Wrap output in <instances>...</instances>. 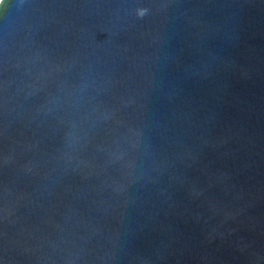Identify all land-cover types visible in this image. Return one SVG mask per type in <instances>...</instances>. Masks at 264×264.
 I'll return each instance as SVG.
<instances>
[{
	"label": "water",
	"instance_id": "water-1",
	"mask_svg": "<svg viewBox=\"0 0 264 264\" xmlns=\"http://www.w3.org/2000/svg\"><path fill=\"white\" fill-rule=\"evenodd\" d=\"M0 264H264V0H3Z\"/></svg>",
	"mask_w": 264,
	"mask_h": 264
},
{
	"label": "clouds",
	"instance_id": "clouds-1",
	"mask_svg": "<svg viewBox=\"0 0 264 264\" xmlns=\"http://www.w3.org/2000/svg\"><path fill=\"white\" fill-rule=\"evenodd\" d=\"M3 2V0H0V3H2ZM145 13H144V11L143 10H140L138 13H137V15L138 16H143Z\"/></svg>",
	"mask_w": 264,
	"mask_h": 264
}]
</instances>
